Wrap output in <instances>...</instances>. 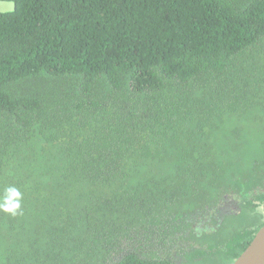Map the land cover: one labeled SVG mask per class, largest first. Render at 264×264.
I'll return each instance as SVG.
<instances>
[{"label":"trees","instance_id":"16d2710c","mask_svg":"<svg viewBox=\"0 0 264 264\" xmlns=\"http://www.w3.org/2000/svg\"><path fill=\"white\" fill-rule=\"evenodd\" d=\"M0 2V264H232L264 225V0Z\"/></svg>","mask_w":264,"mask_h":264},{"label":"water","instance_id":"95a60500","mask_svg":"<svg viewBox=\"0 0 264 264\" xmlns=\"http://www.w3.org/2000/svg\"><path fill=\"white\" fill-rule=\"evenodd\" d=\"M232 264H264V225Z\"/></svg>","mask_w":264,"mask_h":264},{"label":"clouds","instance_id":"9594fccd","mask_svg":"<svg viewBox=\"0 0 264 264\" xmlns=\"http://www.w3.org/2000/svg\"><path fill=\"white\" fill-rule=\"evenodd\" d=\"M21 191L12 186L4 189L3 195L0 196V213H5L9 215L22 214Z\"/></svg>","mask_w":264,"mask_h":264},{"label":"rangeland","instance_id":"374dc122","mask_svg":"<svg viewBox=\"0 0 264 264\" xmlns=\"http://www.w3.org/2000/svg\"><path fill=\"white\" fill-rule=\"evenodd\" d=\"M12 10H13V5H11L10 3L0 2V12H7V11H12ZM230 184H231V182H228V185H230ZM229 189L231 190V187ZM228 221H229V223H228V226L226 227L228 230L229 229H235L234 227L229 226V225H231L233 223L239 224V223L242 222V220L240 218H238V217L233 218V219L228 220ZM213 240L214 241L208 242V243H210L211 245H214L217 241H220L221 239L214 238ZM179 261H180V259L177 260V262H179ZM225 261H226L225 258H219L218 259V264H226ZM212 262L213 261L211 259H209V258L208 259H205V260L204 259H201V264H216V263H212Z\"/></svg>","mask_w":264,"mask_h":264}]
</instances>
